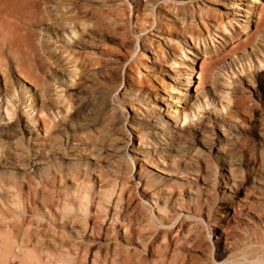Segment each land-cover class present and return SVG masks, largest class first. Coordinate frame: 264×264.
<instances>
[{
  "label": "bare ground",
  "instance_id": "6f19581e",
  "mask_svg": "<svg viewBox=\"0 0 264 264\" xmlns=\"http://www.w3.org/2000/svg\"><path fill=\"white\" fill-rule=\"evenodd\" d=\"M167 1L129 0L133 14V19H129V9L121 0H0V65L8 51L18 74L39 90L36 99L40 113L50 109L49 81L43 76L50 73L53 80L57 76L53 71L57 63L47 42L40 40L41 32L53 33L56 38L67 30L71 35L79 33L72 45H53L60 55L67 56L66 60L72 57L68 64L74 69L69 80L87 76L86 58L80 51L90 44L105 45L117 39L126 52L111 58L110 50L102 49L106 62L101 64H105L107 77L116 86L104 92L101 106L94 108L95 119L73 136L75 144H70L69 137L58 144L59 130L54 128L47 137V146L42 149L43 142L37 141L30 157L21 150L4 157L0 150V264H174L170 261L179 252L192 256L191 251L208 249L200 235L203 223L217 227L213 233L215 251L209 260H220L221 264H264V151L255 155L248 149H230L243 140L248 128H242L243 136L224 135V145L211 146L203 140L200 144L205 151H199L188 140V128L176 126L178 120L182 122L181 115L173 116L167 108L157 109L151 86L138 72V81L133 80L130 64L121 96L112 99L122 86V65L132 54L130 45L134 39L127 33L128 26L148 24L149 28L155 27L159 36H165L161 32L167 25L161 16L186 7L183 1L171 0V5ZM258 1L249 4L247 29L251 28V17L257 15ZM52 3L55 15L50 9ZM158 4L162 5L153 15ZM196 7L200 16L203 10ZM175 15L174 21L182 20L183 15ZM200 22L204 23L201 19ZM228 25L232 27L229 22ZM216 28L221 32L228 30L223 21ZM189 34L194 46L204 36L194 29ZM211 34L208 36L213 42ZM139 40L142 51L152 55L153 61L148 58L145 62L150 68L159 60L170 64L173 70L175 65H184L166 57L163 51L152 49L150 37ZM244 41L247 45L253 40ZM143 52L139 58L146 57ZM184 57L187 58L185 53ZM207 73L202 71L201 75ZM191 76L192 72L186 70L182 78L186 92L194 88ZM28 91L26 87L25 93L35 102L33 93ZM231 94L225 104L221 97L218 106L226 110L232 103L226 112L227 122L247 109L235 90ZM60 97L61 104L64 98ZM114 101L119 108L129 104L133 114L129 132L118 119L119 108ZM5 110L8 117L13 115L7 107ZM30 111L33 115V104ZM182 116L184 121L191 118L185 113ZM31 121L36 123V116ZM20 122L16 115L8 128L13 131ZM200 126L201 121L195 128ZM4 137L14 139L16 135L5 133ZM54 145H58L55 150ZM64 145L75 147L66 163L61 161L65 157L58 154V148ZM205 153L214 157L219 166ZM131 163L136 166L134 172ZM217 179L222 187L216 191ZM162 250L166 255L161 254Z\"/></svg>",
  "mask_w": 264,
  "mask_h": 264
},
{
  "label": "rangeland",
  "instance_id": "374dc122",
  "mask_svg": "<svg viewBox=\"0 0 264 264\" xmlns=\"http://www.w3.org/2000/svg\"><path fill=\"white\" fill-rule=\"evenodd\" d=\"M121 1L129 9V19H133L132 5L129 0ZM170 1L171 0L167 1L169 5L172 4ZM173 1H183L186 3L183 7H186L183 11L175 13L178 16L183 15L181 21L178 20L176 22L173 20L176 16L173 11H169L161 16V20L167 25V28L161 32L165 36H159L154 30L155 27L149 28L148 24L142 23L136 28L131 24L129 25L130 27L128 26L127 33L134 39V42L130 45L132 54L127 62L122 65L123 67L120 71L122 86L112 95V99L114 100V98L116 99V97L118 98L121 96L122 88L126 83L124 74L130 64L129 67L133 69V80L138 81V72L151 86L150 88H152L156 103H158L156 108L162 110L167 108L173 116L181 115L182 122L178 120L176 126L181 129L188 128V140L193 145H197L199 151H205L200 144L201 141L204 140L203 142L211 146L224 145L226 143L224 135L239 134L243 136L242 133L244 130L242 131V128L247 127L248 132L241 138L243 140H239L236 147H230V149H240L242 151L245 149L246 151L252 150L255 155L261 151L263 152L264 0H259L257 4L255 3L259 8L257 10V15L251 17L252 22L250 23V29H247L245 25V18L246 12L251 14L249 4L252 0ZM233 2H236L235 6L232 5ZM53 3L55 4L56 2L53 1ZM53 3L50 4V9L52 8V11L54 10ZM161 5L158 4L154 7L153 15L156 14L155 12ZM196 6L203 10L200 16L196 13ZM54 12L56 13V10H54L53 13ZM148 17H150V14ZM200 19L203 20V24H201ZM222 21L226 24L228 29L223 32H221L219 28H216V26L218 27V23ZM228 22L232 24V27L228 25ZM71 27H73V25ZM242 28H245V31H242ZM193 29L194 31H201V34L204 35L196 46H194V42L189 34ZM137 32L139 33L134 35ZM208 33H212L211 38L213 42L210 41ZM67 35H69L70 38ZM142 37H150L153 43V45H151L152 49H157L159 52L163 51L166 57L175 58L179 63H184V65H175V71L170 67V64H164V62L160 63L161 60H159L155 62L153 68H150L149 66L151 65H146L145 62L148 58L150 61H153V58L150 53L142 51V44L139 40V38ZM41 38H44V41L47 42V46L50 48L51 53H53V59L57 63V68L55 69V67H53V71L57 74L56 79L53 80L50 73L43 76L44 79L47 78V82L49 81L47 96L50 109L42 113L38 111L40 103L39 99H36L39 95V90H35L22 79L14 68L15 65L11 54L8 51L4 52V60H2V65H0V129L3 130V132L0 131V147H2L0 150H3L2 153L4 157L13 150H21L24 155L30 157V154L33 153V149L36 148L34 143H37V141L40 140L43 142L42 149L47 146L45 145L47 137L50 133H53L54 128L57 129L56 131L59 130L58 137L56 138L58 144L65 142L67 137H69L70 144H75L74 141H72L73 136H77L81 133L82 130L88 127L87 125H90V122L95 119L94 114H96V111H94V108L101 106L100 98H102L104 92L113 90L116 86L114 82L110 81L107 77L108 70L103 66L105 64H101L106 62V59L103 58L105 52H102V49H109L111 58L126 53L117 39L110 40L105 45L102 43H98L97 45L90 44L86 46L83 51H80L82 54L81 56L86 58V65L82 62L81 65L84 64L86 66L87 76L81 78V80H78V76L77 78L69 80V74L74 69L68 64V62L72 61V57L66 60L67 56L60 55L59 51L54 50L55 46L53 47V45H56V47L62 46V44L72 45L77 42L79 33L75 36L71 35L70 31L67 30L65 33L59 32V37L56 38L53 33L43 34V32H41L40 40ZM230 38H232V41H229ZM245 38L252 39V43L246 45L244 43ZM233 47H235L234 50ZM140 51L145 53L146 57L143 56L139 58ZM203 52H207L208 54L204 56L202 55ZM184 53L187 55V58L184 57ZM79 63L80 60L76 63L77 68H80ZM186 70L192 72L191 82H193L194 85V88H191L188 92L185 91L186 88L184 87L186 81L182 79L185 76ZM202 71L208 73L201 75ZM59 85L60 87H58ZM26 87L29 88L28 92H30V94L33 93L35 102L29 98V93H25ZM232 90H235L237 97L243 102L247 109L240 110V114L235 120L227 122L226 112L229 111L232 103H229V107H227L226 110L220 109L218 106L220 99H222L221 97H224L222 101L224 104L226 100L232 97ZM60 96L64 98L61 104ZM32 104L35 106V111L33 115H30ZM249 104H251V106L248 107ZM114 105L119 108L117 101H114ZM125 105L124 108H119L118 119L122 123L124 130L129 132L133 114L131 110H129V104L125 103ZM65 106L69 107L68 110H66ZM175 106L178 107L174 108ZM4 107H7L13 112L11 117H8V112H6ZM171 110H176L177 113H172ZM184 113L191 118L184 121L182 116ZM193 114H196V116L193 117ZM16 115L21 122L17 128L11 131L8 125L15 121ZM32 116H34V118L36 116V123H32ZM199 121L203 123V126H200V129L197 130L195 127ZM169 122L173 123L174 121L169 120ZM5 133L15 134L16 139L5 138ZM73 146L70 145L68 147L64 145L63 148H58V154H61L63 158L65 157V159L61 160L62 163H66V158L71 157L75 152V147ZM57 147L58 145H54V150ZM206 155L205 153V156ZM209 155L208 153L207 156L215 162V165L219 166L218 161ZM4 157L2 159H4ZM132 167L134 172L136 166L132 165ZM215 184L216 191L218 190V186L219 188L222 187L218 179ZM242 196L244 197V195H241V197ZM182 216L184 215L182 214ZM203 224L204 225L200 227V235L209 245L208 249L205 250L206 252L191 251L190 253L191 255L193 254L192 256L185 252L184 254L179 252L177 255H174L173 260L170 261L171 263L221 264L220 260H217L216 263L209 260L210 253L215 251L213 243L215 238L213 233L216 232L217 227L213 224H209L208 226L205 223ZM121 233H123V231H121ZM238 233H241V231H238ZM103 244L102 246H104ZM161 254L166 255V251L162 250ZM155 264L160 263L157 262Z\"/></svg>",
  "mask_w": 264,
  "mask_h": 264
}]
</instances>
